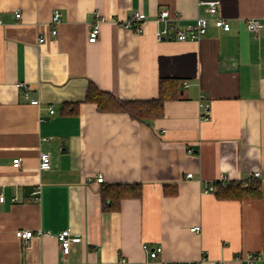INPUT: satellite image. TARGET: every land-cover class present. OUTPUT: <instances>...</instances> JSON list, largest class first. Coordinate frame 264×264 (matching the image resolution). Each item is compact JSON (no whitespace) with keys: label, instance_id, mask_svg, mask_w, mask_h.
Instances as JSON below:
<instances>
[{"label":"crops","instance_id":"1","mask_svg":"<svg viewBox=\"0 0 264 264\" xmlns=\"http://www.w3.org/2000/svg\"><path fill=\"white\" fill-rule=\"evenodd\" d=\"M205 1L0 0V264H241L264 249V192H203L221 174L236 183L264 176V0H219L230 31L211 21L199 40H157L162 9L186 28L208 15ZM55 9L62 23L53 35ZM137 11L146 16L141 34L124 27ZM96 14L106 20L90 42ZM250 18L259 31L246 29ZM163 78L179 79V96L150 122L85 101L90 82L122 100L156 98ZM42 152L49 170L40 169ZM115 183H141L143 195L106 210L101 189ZM18 229L35 235L25 242ZM65 229L82 238L67 254ZM144 244L163 251L151 259Z\"/></svg>","mask_w":264,"mask_h":264},{"label":"built area","instance_id":"2","mask_svg":"<svg viewBox=\"0 0 264 264\" xmlns=\"http://www.w3.org/2000/svg\"><path fill=\"white\" fill-rule=\"evenodd\" d=\"M204 4L207 6V16H199L192 23H189L186 28H182L178 25L181 17L177 13H171L168 9H162L156 17V24L158 25L156 31V38L159 41L162 40H171L175 38L178 41H195L201 39L208 32L210 22L212 21L214 25L222 29L224 31L231 30V24L225 18L220 15V7L221 3L219 0H208L205 1ZM17 18H21V13H16ZM105 17L100 14H96L95 20L89 30V41L96 42L99 39L100 35V23L104 22ZM146 16L137 11L135 12L131 18H129L125 23L124 27L130 30H133L135 33L141 34L144 32L143 24H145ZM62 23V12L59 9H55L52 14L51 19V28L52 34L56 35L58 33V29L60 24ZM245 27L249 31H259L262 27L261 21L257 18H250L245 21ZM40 42L44 41V37L40 36ZM184 85L187 86V81H184ZM21 90L25 91V95L27 96V92L29 86L26 83H19L18 85ZM31 103L34 105H39L40 101L38 99L31 100ZM51 113H54V109H50ZM205 119H209V115L204 117ZM189 153H194V150L191 148L188 150ZM21 160L16 158L13 160L14 167H20ZM52 167L51 155L47 152L40 153V169L49 170ZM188 178H192L193 174H187ZM96 181L102 183L104 178L102 175H98ZM217 184L221 185L223 188L227 187L231 181L229 177L225 174H221L218 177ZM238 183V182H237ZM239 183L244 188L254 187L256 184H259L260 190L264 192V176H262L260 171H254L252 175L247 180H242ZM204 193H213L215 195L218 194V189L216 188V184L211 183L203 190ZM40 188H37L33 191L32 195L34 200L40 199ZM4 197L0 195V201L3 202ZM200 227H193L191 231H199ZM41 234V232H39ZM15 235L20 240L28 242L35 235L32 230H24L18 229L15 232ZM59 240L61 244V249L63 253L67 254L69 252V248L73 242H80L82 240L81 237L75 236L72 234L71 230L65 229L59 234ZM143 250L149 255L151 259H157L162 253L163 249L161 246L151 247L148 244L143 245ZM241 264H259L264 263V249L260 252H245L243 255L239 257ZM187 264H203V260L194 263ZM218 264H225L221 261Z\"/></svg>","mask_w":264,"mask_h":264},{"label":"trees","instance_id":"3","mask_svg":"<svg viewBox=\"0 0 264 264\" xmlns=\"http://www.w3.org/2000/svg\"><path fill=\"white\" fill-rule=\"evenodd\" d=\"M178 88H180L179 79L163 78L159 81L158 97L147 100H122L90 82L86 90L85 101L97 104L99 112L126 113L132 119L150 122L163 116L166 101L178 98ZM78 105V103H65L63 110L76 113ZM217 189L218 197L223 199L259 198L262 195L258 186L244 188L241 183L236 182H231L225 188L218 184ZM142 195L141 183H115L101 189L103 208L110 211L119 210L124 200L138 199Z\"/></svg>","mask_w":264,"mask_h":264}]
</instances>
